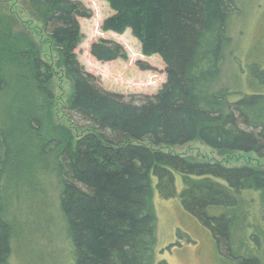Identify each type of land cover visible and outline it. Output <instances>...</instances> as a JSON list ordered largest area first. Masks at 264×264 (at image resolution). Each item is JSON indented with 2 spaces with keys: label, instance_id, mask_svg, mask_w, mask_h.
Returning a JSON list of instances; mask_svg holds the SVG:
<instances>
[{
  "label": "trees",
  "instance_id": "trees-1",
  "mask_svg": "<svg viewBox=\"0 0 264 264\" xmlns=\"http://www.w3.org/2000/svg\"><path fill=\"white\" fill-rule=\"evenodd\" d=\"M23 1L60 54L71 82L66 111L84 126L75 131L52 127L50 140L43 137L47 111L55 105L54 69L27 36L1 32L0 91L16 87L24 101L10 126L0 118V264H11L16 236L5 216V193L13 170L21 166L15 164L19 145L12 141L20 131L31 143L42 140L27 160L33 170L29 176L44 172L48 158L53 163L73 264H168L155 259L152 180L161 198L169 200L179 195L176 174L184 182L181 204L211 229L220 251L231 253L235 235L242 234L255 252L264 241L259 220L264 214L255 211L264 203V167H231L164 150L198 141L223 156L264 159V68L256 70L247 93L220 81L237 0H106L116 14L104 30L123 34L130 29L141 53L158 55L166 65L167 81L142 104L103 90L81 66L78 21L91 15L80 1ZM90 54L104 64L128 58L120 43L108 39L93 43ZM7 64L20 85L3 71Z\"/></svg>",
  "mask_w": 264,
  "mask_h": 264
},
{
  "label": "rangeland",
  "instance_id": "rangeland-1",
  "mask_svg": "<svg viewBox=\"0 0 264 264\" xmlns=\"http://www.w3.org/2000/svg\"><path fill=\"white\" fill-rule=\"evenodd\" d=\"M74 1H80L91 15L89 19L80 18L78 21L81 26V38L76 57L81 66L99 80L100 87L105 91L122 94L127 100L132 98L138 104H142L145 96L158 93L167 81L166 65L162 58L158 55L144 56L141 53V42L135 39L130 29L123 34L104 30L107 19L116 14L106 0ZM237 3L238 13L231 17L227 26L231 43L225 49L220 81L221 84L226 83L233 89L247 93L251 91V78L253 79L256 70L260 67L264 68V0H237ZM10 29L12 36L24 35L35 42L41 58L48 62L55 72L51 84L55 105L47 111L50 121L46 123L48 126L45 125L42 129L43 137L47 141L50 140L52 127L74 131L75 127H83L84 124L78 118L69 115L66 111L67 101L72 93L71 82L63 69L60 54L49 36L44 33L42 25L37 23L29 12L23 0H0V34ZM104 39L120 43L128 58L105 64L97 61L94 56H91L90 50L93 43ZM1 40L3 41L2 37H0ZM140 63L152 69L142 70ZM10 65L12 64L1 67L5 73L10 75L11 83L20 85L18 75L13 73ZM23 96L18 93L16 87L0 91V118L8 122L7 126H10V121L18 120V108L19 104L24 101ZM25 137L26 134L24 136L21 131L13 137V144L20 146L15 151L18 155L15 164L18 161L21 166L13 170L5 193V216L10 223L14 224L16 235L12 244L10 263L73 264L74 257L71 254L72 245L67 235L68 232H66V221L59 209L61 189L58 177L52 169L53 163L48 158L44 162L46 166L44 172L29 176L28 174H31L33 170L30 161L27 160L35 155V147L42 140L37 141L36 144V140L31 143L25 140ZM22 147H26L24 153L21 152L24 151ZM164 150L166 153L170 152L198 161H219L231 167L249 164L264 167V159L260 160L255 154L237 153L223 156L198 141ZM175 180L179 195L169 200L161 198L157 191V181L155 178L152 180L151 205L153 214L156 216L155 259L158 262L247 264L245 262L247 261L248 264H264V241L262 239L259 241L258 248L255 244L252 245L256 246L254 247L255 252L252 253L243 241V235L236 234L234 249L232 248L231 253L227 249L220 251L211 229L204 226L196 216L189 214L181 204L179 196L184 188L182 176L176 174ZM34 182L39 185L36 186ZM259 204L255 211L264 214V203ZM259 220H263L264 223V218ZM253 221H258V219Z\"/></svg>",
  "mask_w": 264,
  "mask_h": 264
}]
</instances>
